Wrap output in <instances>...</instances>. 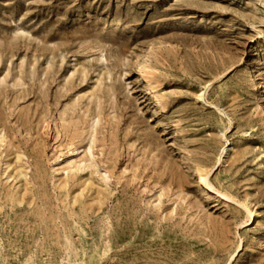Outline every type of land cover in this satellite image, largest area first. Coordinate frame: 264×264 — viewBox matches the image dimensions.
Instances as JSON below:
<instances>
[{
    "label": "rangeland",
    "instance_id": "obj_1",
    "mask_svg": "<svg viewBox=\"0 0 264 264\" xmlns=\"http://www.w3.org/2000/svg\"><path fill=\"white\" fill-rule=\"evenodd\" d=\"M0 264H264V0H0Z\"/></svg>",
    "mask_w": 264,
    "mask_h": 264
},
{
    "label": "bare ground",
    "instance_id": "obj_2",
    "mask_svg": "<svg viewBox=\"0 0 264 264\" xmlns=\"http://www.w3.org/2000/svg\"><path fill=\"white\" fill-rule=\"evenodd\" d=\"M202 180L204 181V182H207L204 178H202ZM248 211V210H247ZM248 213H249V215H250V217H251V220L254 218V214L252 213V212H250V211H248Z\"/></svg>",
    "mask_w": 264,
    "mask_h": 264
}]
</instances>
